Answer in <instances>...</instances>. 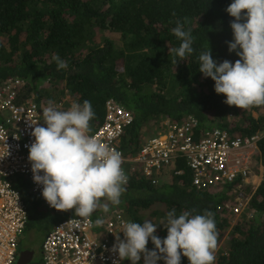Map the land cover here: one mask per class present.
I'll list each match as a JSON object with an SVG mask.
<instances>
[{
    "label": "trees",
    "instance_id": "obj_1",
    "mask_svg": "<svg viewBox=\"0 0 264 264\" xmlns=\"http://www.w3.org/2000/svg\"><path fill=\"white\" fill-rule=\"evenodd\" d=\"M232 2L0 0V80H26L28 93L39 90L38 102L43 98L57 101L65 95L81 104L88 100L95 113L91 123L100 122L104 103L113 99L134 117L123 138L125 150L128 145L137 150L143 127L161 118L175 122L193 118L200 129L209 126L243 137L261 135L254 160L264 171V106H228L223 102L226 96L214 91V81L198 70V55L208 44L217 63L239 59L226 43L233 40L230 22L234 18L225 11ZM185 18V29L190 27L195 38V51L183 61L177 57L174 65L169 48L181 41L171 29ZM105 33L118 34L120 44L104 37ZM53 55H59L68 67L58 71ZM234 185L222 192L199 191L188 183L186 172L157 186L131 178L116 207L128 221L157 224L155 235L161 239L167 230L159 223L173 208L177 215L192 209L196 210L193 214L210 210L218 231L214 264H264V184L254 190L245 188L252 191L245 205L251 217H237L240 222L235 227L243 234L223 237L233 217L222 216L219 208L238 204ZM22 197L29 204L28 229L44 218L43 210L30 195L23 192ZM103 213L97 210L90 217L97 220ZM69 216H74V209L57 220ZM181 264H189L187 257H181Z\"/></svg>",
    "mask_w": 264,
    "mask_h": 264
},
{
    "label": "built area",
    "instance_id": "obj_2",
    "mask_svg": "<svg viewBox=\"0 0 264 264\" xmlns=\"http://www.w3.org/2000/svg\"><path fill=\"white\" fill-rule=\"evenodd\" d=\"M28 89L29 83L18 77L0 80V264L17 263L19 241L28 224L29 204L22 197V184H29L31 200L38 202L44 211L70 213V210L51 208L41 195L42 185L33 181L26 145L34 140L31 131L35 125L31 121L39 120L40 125L44 124L42 107L49 100L43 98L38 102L35 96L39 90L28 93ZM73 102L74 99L66 95L54 103L61 110H67ZM133 121L129 110L108 99L100 122L91 123L93 133L102 144L121 152L127 184L134 178L157 186L185 172L188 183L199 191L222 192L230 184H236L235 190L243 183H252L256 188L264 184V171L254 160L259 136L232 135L209 126L200 129L193 118L181 122L165 119L161 123L163 130L143 140L137 150L133 151L130 145L125 150L123 138ZM236 201L235 207L224 204L219 208L222 216L243 214L246 202L241 206L240 200ZM245 213L246 219L251 217ZM98 219L102 223L97 224L91 217L69 216L61 220L45 234L40 244L41 260L34 262L33 259L28 264H123L129 261L119 260L118 253L111 251L116 235L124 239L122 224L128 220L116 206Z\"/></svg>",
    "mask_w": 264,
    "mask_h": 264
},
{
    "label": "clouds",
    "instance_id": "obj_3",
    "mask_svg": "<svg viewBox=\"0 0 264 264\" xmlns=\"http://www.w3.org/2000/svg\"><path fill=\"white\" fill-rule=\"evenodd\" d=\"M225 11L234 18L230 22L233 40L226 42L228 50L239 59L217 63L208 44L207 50L198 55V70L214 81V91L226 96L223 102L228 106H264V0H233ZM186 23L187 18L177 20L171 29L181 41L178 47L169 48L174 65L177 57L183 61L195 51V38L190 27L185 29ZM52 58L58 71L68 67L59 55ZM57 101L49 100L42 107L43 125L39 120L31 121L35 125L31 131L34 140L26 147L33 181L42 185V197L57 211L74 209V216L80 218H89L97 210L107 213L110 204L121 203L126 190L128 177L122 168V154L96 138L90 101L81 104L74 99L67 110L55 105ZM195 211L179 215L175 208L169 211L159 223L167 230L163 239L155 235L158 225L150 220L124 222V239L116 235L111 251L118 253L119 260H129L123 264H138L143 258L144 264L160 260L181 264L182 256L189 264H214L218 241L214 213L206 209L203 214H193ZM96 223L102 221L97 219ZM149 239L152 250L146 247Z\"/></svg>",
    "mask_w": 264,
    "mask_h": 264
},
{
    "label": "rangeland",
    "instance_id": "obj_4",
    "mask_svg": "<svg viewBox=\"0 0 264 264\" xmlns=\"http://www.w3.org/2000/svg\"><path fill=\"white\" fill-rule=\"evenodd\" d=\"M104 37H112V39L119 45V36L118 34H112V33H105L103 35ZM55 84L57 85L56 87L59 88V82H55ZM53 93H58V90L53 91ZM66 96V95H65ZM65 96L63 98H65ZM71 99H74L72 97H70ZM165 121L164 118L161 119H152L149 123H147L144 127H143V134L141 136V141L148 139L149 137H152L154 135V133H156L158 130H163V126L161 125V123ZM261 137V135H259V138ZM246 187H250L252 190H254L256 187L252 185V183L246 184L243 183L239 189L236 190V200H240L241 203H239V205L244 206V203L246 202V200L249 199L252 191L251 189L246 191ZM29 184H22V186L20 187V191L23 195V192H25L27 195H29ZM114 206L116 205H111L112 209H114ZM43 210V209H42ZM43 212V216L44 218H41L39 221L35 222L34 225L35 226H30V228L26 229L22 235L21 240L19 241V251L21 250H32L34 252V262H39L41 260V255H40V244L45 236V234L48 232V230L50 231L58 222H60L63 219L57 220V216H62L63 214L66 213H59V214H55V213H51V212H46V211H42ZM245 211L243 212V214L240 216H244ZM246 214V213H245ZM68 218V217H67ZM239 218L237 217H233L232 218V222L227 226L226 231L223 233V237H227L230 236L229 233H238L240 232L239 228L235 229V227L237 226L236 224H238L240 222V220H238ZM47 228V229H45ZM240 234H243L242 232H240ZM147 249L152 250L154 248V245L150 242H148L147 244ZM138 264H144V258L141 259Z\"/></svg>",
    "mask_w": 264,
    "mask_h": 264
},
{
    "label": "water",
    "instance_id": "obj_5",
    "mask_svg": "<svg viewBox=\"0 0 264 264\" xmlns=\"http://www.w3.org/2000/svg\"><path fill=\"white\" fill-rule=\"evenodd\" d=\"M43 121V120H42ZM44 123V121H43ZM34 259V252L32 250H21L18 255L16 264H28Z\"/></svg>",
    "mask_w": 264,
    "mask_h": 264
},
{
    "label": "crops",
    "instance_id": "obj_6",
    "mask_svg": "<svg viewBox=\"0 0 264 264\" xmlns=\"http://www.w3.org/2000/svg\"><path fill=\"white\" fill-rule=\"evenodd\" d=\"M239 227H237V228H235V229H238ZM239 230H240V228H239Z\"/></svg>",
    "mask_w": 264,
    "mask_h": 264
}]
</instances>
